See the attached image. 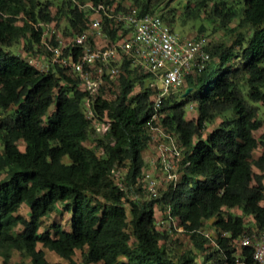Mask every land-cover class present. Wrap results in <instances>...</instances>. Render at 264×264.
Masks as SVG:
<instances>
[{
	"label": "trees",
	"instance_id": "trees-1",
	"mask_svg": "<svg viewBox=\"0 0 264 264\" xmlns=\"http://www.w3.org/2000/svg\"><path fill=\"white\" fill-rule=\"evenodd\" d=\"M151 1L62 0L53 12L52 0H0V255L6 260L18 250L32 264H63L50 262L41 244L65 259L81 249L85 264H253V248L237 241L264 229V131L255 134L263 126L264 0L197 1L222 26L237 19L231 30L238 34L232 45H208L205 68L187 76L181 93L163 98L158 108L155 84L146 82L153 76L128 61L118 82L95 97L92 117L77 76L61 65L41 72L29 61L41 42V22L59 29L67 16V28L59 29L67 35L88 26L83 4L135 5L145 13L156 11ZM114 24L105 23L112 38ZM21 39V50L12 51ZM192 101L199 115L188 118L185 106ZM217 116L220 123L205 136L206 123ZM159 121L178 137L181 154L172 157L177 176L142 199L137 192L147 186L141 179L149 129ZM96 122L106 128L90 146ZM59 202L71 212L70 229L53 223L41 230ZM23 204L28 217L19 213ZM213 216L218 232L207 235L205 221ZM163 220L171 226L179 220L204 261L193 251L171 255L161 242L169 231Z\"/></svg>",
	"mask_w": 264,
	"mask_h": 264
},
{
	"label": "built area",
	"instance_id": "built-area-1",
	"mask_svg": "<svg viewBox=\"0 0 264 264\" xmlns=\"http://www.w3.org/2000/svg\"><path fill=\"white\" fill-rule=\"evenodd\" d=\"M82 6L89 10L90 17L82 31L64 35L48 22L39 23L44 27L41 42L35 46L29 61L41 72L47 73L61 65L77 76L86 92L84 106L88 117L94 115L93 101L97 94L105 85L118 82L126 61L131 68L149 72L154 77V104L158 108L163 98L185 86L187 76L200 72L211 60L206 40L182 36L165 20L162 11L142 13L135 5L116 9L115 5L105 2H88ZM107 20L115 23V38L105 29ZM194 106L190 104L191 108ZM98 125L105 130L106 124L96 122L95 126ZM169 153L181 154L180 146L173 140L160 145L159 160L169 176L176 178L172 171L175 164ZM148 181L156 191L155 180ZM160 223L168 229L171 222ZM237 242L253 248V264H264V229L246 233Z\"/></svg>",
	"mask_w": 264,
	"mask_h": 264
},
{
	"label": "rangeland",
	"instance_id": "rangeland-1",
	"mask_svg": "<svg viewBox=\"0 0 264 264\" xmlns=\"http://www.w3.org/2000/svg\"><path fill=\"white\" fill-rule=\"evenodd\" d=\"M52 11H56V5L61 3L62 0H52ZM130 1V0H129ZM156 1V2H155ZM198 0H152L151 3H156L154 5V9L156 11H162L166 17L171 18V24L175 28V30L181 34L182 36H196L202 37L206 40L209 47H212L218 43L224 42L228 45H232L235 41V38L238 34V31L231 30V28H235L238 22L237 19L229 22L227 26L220 25L218 20H213L208 18L207 13L204 8L197 7L196 3ZM211 1H208L207 8L211 6ZM60 26L59 29L64 30L67 28L68 17L60 18ZM23 43V39L20 42L14 44V46L10 47L12 51L19 52L21 50V46ZM146 82L150 85L155 84L154 77L146 78ZM140 86L138 85L134 92L139 90ZM182 89L177 90L174 94H180ZM194 103V107L191 108L190 104ZM186 117L195 118L199 115V111L197 109L195 102H190L186 106ZM259 116L263 120V126L255 131V134L259 136L264 131V103L260 104ZM221 121V117L217 116L213 120L206 123V127L203 130L204 135L206 136L208 132L214 129ZM165 125L162 124L161 121L157 125L152 126L149 129L151 134L149 145L145 149V158L147 160V165L145 167L146 175L142 178V185L147 183V186H144L140 192H137L138 197L142 199H149L151 197V192H162L168 184L171 182L172 177L169 176L168 171L164 170L163 166H161L158 162V157L160 154V145L164 142H169L170 140L174 141L176 146L179 145L177 134L174 133L170 135V133L165 129ZM104 133V128L101 125L96 127V130L90 131V138L86 142L87 145H93L94 139L99 136H102ZM175 135V136H174ZM172 136L173 138H171ZM20 147L24 149V142L20 141ZM262 150V146H259L255 151L254 155L258 156ZM169 156L172 158L173 154L169 153ZM65 161H68V158H64ZM125 170L118 171L119 176H123ZM117 175V178L119 176ZM149 179L155 180V190L149 186ZM150 191V192H149ZM133 196V195H132ZM65 202H59L57 205V209L47 216L43 218L41 230L46 228H51L53 223H57L61 228L70 229L71 227V212L69 208L66 206ZM157 205V209H158ZM159 214V209L157 210ZM19 213L24 214L25 216H29V208L26 204H23L19 210ZM215 216L211 219L205 221L204 229L210 235H215L218 232V228L214 225ZM247 221L249 225H253V221L248 217ZM169 225V231L167 237L162 239L161 242L168 249L169 253L173 255L175 258H179L182 254L186 252L193 251L197 253V260L199 262L204 261V253L199 252L190 235L187 231H185L183 225H180L179 220H175L172 223V226ZM131 231V227L128 228ZM53 231V230H52ZM133 240V239H132ZM39 247H42L45 251V256L50 262L61 261L63 264H85L83 260L82 250L77 249L72 256L71 259H65L61 257L58 253L53 250L48 249L47 247L39 244ZM0 264H32L30 257L23 255L20 251L14 250L11 258L5 259L0 255ZM91 264H101L91 263Z\"/></svg>",
	"mask_w": 264,
	"mask_h": 264
},
{
	"label": "water",
	"instance_id": "water-1",
	"mask_svg": "<svg viewBox=\"0 0 264 264\" xmlns=\"http://www.w3.org/2000/svg\"><path fill=\"white\" fill-rule=\"evenodd\" d=\"M192 90V87H188L184 93V95L188 94Z\"/></svg>",
	"mask_w": 264,
	"mask_h": 264
}]
</instances>
